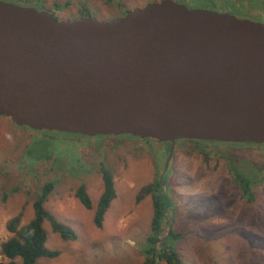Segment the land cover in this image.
Instances as JSON below:
<instances>
[{"label":"water","instance_id":"1","mask_svg":"<svg viewBox=\"0 0 264 264\" xmlns=\"http://www.w3.org/2000/svg\"><path fill=\"white\" fill-rule=\"evenodd\" d=\"M0 115L168 143L163 173L177 139L264 143V22L177 0L110 21L0 0Z\"/></svg>","mask_w":264,"mask_h":264},{"label":"rangeland","instance_id":"2","mask_svg":"<svg viewBox=\"0 0 264 264\" xmlns=\"http://www.w3.org/2000/svg\"><path fill=\"white\" fill-rule=\"evenodd\" d=\"M4 1L29 5L23 0ZM28 1L59 19L80 18L81 5H87V16L110 21L123 11L159 0H43L40 5L36 0ZM179 2L189 7L214 6L212 0ZM248 5L264 17V0H249ZM216 10L223 11L224 7ZM237 12L234 15L238 17L264 22L260 16ZM202 142L209 152L208 160L195 143L178 140L163 173L168 143L145 141L130 134L87 137L29 131L0 115V197L7 196L0 199V243L12 235L6 228L8 219L21 214L22 226L35 216L34 203L50 182L42 207L53 220L71 229L75 238H63L45 218V245L58 250L59 255L39 258L35 264H131L137 259L141 264L147 258L155 259V264H168L157 251L150 252L151 242L146 244L156 212L153 191L137 198L142 188L154 186L163 174L158 191L177 199L165 230L169 232L171 226L175 234L182 235L173 245L180 264H264V145L228 146L225 142L212 147L206 144L212 142ZM161 150L166 154L160 155ZM233 158L236 165H242V175L232 167L235 174L230 170ZM100 162L112 174L115 197L101 226H96V203L104 188ZM235 177L249 183L248 194H243ZM80 186H85L91 208L76 197ZM1 260L5 258L0 256Z\"/></svg>","mask_w":264,"mask_h":264},{"label":"trees","instance_id":"3","mask_svg":"<svg viewBox=\"0 0 264 264\" xmlns=\"http://www.w3.org/2000/svg\"><path fill=\"white\" fill-rule=\"evenodd\" d=\"M23 2H26L30 6H33V4L28 0H23ZM36 2H38V5H40L43 3V0H36ZM61 5L64 6L65 4H61ZM40 8L42 7L40 6ZM87 8H88L87 5H81L79 11L80 13H82V16L80 18H84L87 16V14H89ZM126 11H123L120 17L123 16ZM53 15L56 17L55 14ZM80 18H76V19H80ZM23 127H25L29 131H33V129L31 130L30 127L27 126H23ZM148 140L149 139H145V141ZM181 141L182 142L190 141L195 143V148L197 149V151L202 152L205 160H208L209 152L204 150L203 145L205 144L202 141L212 142V143H206L207 145L212 147L217 144L219 145L225 143V142L196 140V139H190V140L181 139ZM235 144L264 145V143H228L227 145L229 146ZM99 166L101 167L104 188L98 198L95 209L94 223L96 224V226H101L103 215L106 209L108 208L110 201L115 197L112 174L106 170L103 162H100ZM253 178L256 181V178L254 176ZM235 179L236 181L239 180V184L241 186V191L243 192V194L245 193L248 194L249 183H243L242 182L243 179L240 177L239 179L235 177ZM159 182L160 181L158 179L154 182L155 183L154 186H148L145 190L142 188L141 192L137 196V198L139 199L146 194H150L149 193L150 191H153L151 197H152L153 208L155 209L156 212L153 220H151V225H150L151 232L149 235L147 233L146 244L148 246V244L151 242V247L150 246H149L150 248L148 247L150 249V252L152 251V249L154 250V254L157 251L159 258L161 257L164 258L168 264H180L181 261L179 260L176 251L173 249V245L177 243L181 234L180 233L175 234L172 228H169V232L165 230L170 225L171 221L169 220L170 213L165 212V204L162 202V200L167 197L163 196L161 194L162 193L161 191H158ZM50 189H51V183L47 182L43 188V192L40 194V196L36 199V202L34 203L35 216L31 220H29L26 224L20 226L21 214H16L7 220L6 228L12 233V235L0 243V256L5 258V260L0 261V264H19V262L20 264H35V262L39 258H45V257L53 258L58 256L59 255L58 250L48 249L45 245L47 237L42 227L45 221H48L50 224L52 223L53 229L55 231H58L63 238L65 239L75 238V233L71 229L53 220L52 218L53 215L47 209L46 210L43 209L42 202L44 198L48 196L49 194L48 192L50 191ZM75 195L77 198L80 199V201L84 204L85 207L87 208L91 207V202L89 200L90 197L86 192L85 186L77 187L75 190ZM6 197L7 196L5 195H1L0 199L5 200ZM45 218L46 220L43 221ZM157 242L160 243L159 247L155 246ZM141 264H155V259L150 260L149 258H147Z\"/></svg>","mask_w":264,"mask_h":264},{"label":"flooded vegetation","instance_id":"4","mask_svg":"<svg viewBox=\"0 0 264 264\" xmlns=\"http://www.w3.org/2000/svg\"><path fill=\"white\" fill-rule=\"evenodd\" d=\"M177 1L179 2V0H177ZM248 1L249 0H212V3L211 4H214V6L212 7L213 9L212 8H209L207 6H205V7L204 6L203 7H201V6H192V7L207 8V9H211V10H215V11H218L216 9H218L219 7H224V10L223 11H218V12H229L231 14H234V12L238 13L237 11H239L240 13H242L244 15H253V16H256L257 15V16H260L261 18L264 19L263 14L260 13L259 11L253 12V11L250 10L249 5H248ZM253 1H255V0H253ZM230 6L235 7L237 10H233ZM165 154L166 153L164 152V155ZM230 160H231V161H229L230 170L232 172H234L235 169H236L235 172L241 174L242 173V167H241L242 165L241 164L236 165V162H235L236 159L235 158L230 159ZM252 163L253 162H250L251 165H252ZM231 167L234 168V171L232 170ZM165 196L167 198H164L162 200V202L165 204V212H167V213H173V211H174L173 210V204H174V202L177 201V199L169 198L170 195H168L166 193H165ZM151 199H152V197H151ZM171 203H172V205H171Z\"/></svg>","mask_w":264,"mask_h":264},{"label":"bare ground","instance_id":"5","mask_svg":"<svg viewBox=\"0 0 264 264\" xmlns=\"http://www.w3.org/2000/svg\"><path fill=\"white\" fill-rule=\"evenodd\" d=\"M74 20H77V19H74ZM1 116H6V115H1ZM9 117V116H8ZM11 118V117H10ZM64 133V132H63ZM181 139H186V138H181ZM181 139H177L176 141H178V140H181ZM188 140H190V139H188ZM196 140H201V139H196ZM175 141V142H176ZM208 141H210V140H208ZM218 142V141H217ZM226 143H254V142H226ZM172 156H173V150H172V154H171V158H172ZM170 161H171V159H170ZM170 161H169V164H170ZM161 183H162V181H161ZM160 183V184H161Z\"/></svg>","mask_w":264,"mask_h":264},{"label":"crops","instance_id":"6","mask_svg":"<svg viewBox=\"0 0 264 264\" xmlns=\"http://www.w3.org/2000/svg\"><path fill=\"white\" fill-rule=\"evenodd\" d=\"M164 152H165V150H161V152H160V155H164ZM98 201V200H97ZM96 205H97V203H96ZM91 208V207H90ZM106 213V212H105ZM170 214H173V213H170ZM170 228H171V226H170ZM179 234V233H178ZM147 236V235H146ZM181 237H182V235L179 237V239H181ZM178 239V240H179ZM144 261V259L141 261V262H143ZM140 263V261L137 259V260H135V261H133L131 264H139Z\"/></svg>","mask_w":264,"mask_h":264}]
</instances>
